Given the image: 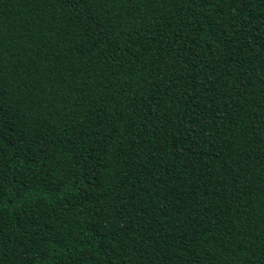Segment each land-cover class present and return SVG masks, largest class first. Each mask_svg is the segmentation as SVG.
I'll list each match as a JSON object with an SVG mask.
<instances>
[{
    "label": "trees",
    "instance_id": "obj_1",
    "mask_svg": "<svg viewBox=\"0 0 264 264\" xmlns=\"http://www.w3.org/2000/svg\"><path fill=\"white\" fill-rule=\"evenodd\" d=\"M0 264H264V0H0Z\"/></svg>",
    "mask_w": 264,
    "mask_h": 264
}]
</instances>
